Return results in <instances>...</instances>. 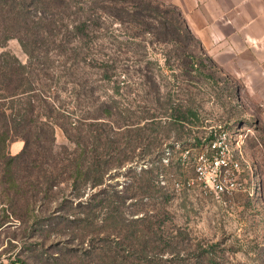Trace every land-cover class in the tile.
Segmentation results:
<instances>
[{
    "label": "rangeland",
    "instance_id": "1",
    "mask_svg": "<svg viewBox=\"0 0 264 264\" xmlns=\"http://www.w3.org/2000/svg\"><path fill=\"white\" fill-rule=\"evenodd\" d=\"M36 1L0 12V54L26 66L0 78V264H108L127 233L161 264H264V17L224 0L237 35L214 67L164 32L173 0ZM90 162L103 183L77 196ZM231 181L245 189L215 191Z\"/></svg>",
    "mask_w": 264,
    "mask_h": 264
},
{
    "label": "trees",
    "instance_id": "2",
    "mask_svg": "<svg viewBox=\"0 0 264 264\" xmlns=\"http://www.w3.org/2000/svg\"><path fill=\"white\" fill-rule=\"evenodd\" d=\"M9 1H11L10 4V11L14 13V11H16V15L20 18L26 19V14L25 12L28 11V8L26 9V7L19 5L16 2V0H0V12L4 11L5 9V5H7V3H9ZM34 2V1H33ZM44 2H35L36 6L42 5ZM147 6L150 7L151 10H154L153 6H155V4L153 3L152 0H147ZM157 7L159 8L160 5L156 6L155 8L157 9ZM155 9V10H156ZM173 13L168 16V12L165 13V17H162V20H159V23L161 24V27L163 28L164 32H166V35L171 33L172 38H174L175 36H177V39H172L175 40L177 44H181L182 47L187 51L189 49L190 46H192V43H196L200 46L201 50H203L201 43L194 37V35L191 33V31L189 30L186 21L182 18L181 12L178 11L176 8H173ZM14 14V15H15ZM62 15V14H60ZM156 20H158L156 18ZM35 29V31H34ZM77 31L83 32L84 31V26H78L77 27ZM8 32V29H5L4 25L0 26V34L2 35H6ZM33 33H35L33 35ZM46 33H44V31H42V29L40 27L35 26L32 29V37L34 38L31 41V45L38 43V40H44V39H39L41 36H45ZM7 39V36H6ZM44 43H46V41H43ZM184 44V45H183ZM204 51V50H203ZM192 53V52H191ZM193 54V53H192ZM6 53H1L0 54V78L2 76H4L6 74V71H9V75H13L16 74V71L19 69H25L26 66L22 65L16 58H13V61L11 63L6 62L3 57H6ZM206 59L212 64V66H216V62L210 58L207 53L204 54ZM193 60V59H192ZM186 65H190L189 63H186ZM191 66V65H190ZM189 67V66H188ZM202 75V74H201ZM31 84V83H30ZM171 109H173V113H172V122L174 123H181L184 120H187V116L186 114L181 110L180 107H172L170 106ZM0 142H2V137H0ZM112 149V143L109 146ZM20 158V157H17ZM16 158H12V161L15 160ZM10 164V163H9ZM80 167H83V165L81 163L78 164V170L76 171V181L74 182V188L75 191L78 190V192H76L75 194L77 196L81 195V190H79V182L80 180H83L84 182H88L89 181V185L91 187H97L99 185H101L103 183V173L101 172V169L99 167V164L97 163H92L90 162L88 164L87 170L88 172L83 173L80 169ZM83 173V174H82ZM100 173V174H99ZM99 175L97 178H95L96 176L93 175ZM78 179V180H77ZM91 213V212H90ZM110 218H114L115 220H117V216L115 215L114 210L110 211L109 214ZM110 218H106V220H109ZM118 226V225H117ZM116 226V227H117ZM134 235L133 234H126L125 237L123 239H121V244H119L121 247L117 250H103L102 253L100 254V259L102 262H106L107 259H109V262L107 261L108 264H132L131 258H134L138 261H140L141 264H161L162 259L156 261V259L153 256H150L149 254H147L148 252L146 251V243L147 241H145L144 243L142 242V238L140 239V242L142 245L139 249L137 248V243L133 241V239H131L130 236ZM139 238V237H137ZM119 242V241H118ZM129 242V243H128ZM126 243V244H125ZM110 252L114 255L110 256ZM89 254H91V251H86L84 252L85 256H89ZM160 262V263H159Z\"/></svg>",
    "mask_w": 264,
    "mask_h": 264
},
{
    "label": "crops",
    "instance_id": "3",
    "mask_svg": "<svg viewBox=\"0 0 264 264\" xmlns=\"http://www.w3.org/2000/svg\"><path fill=\"white\" fill-rule=\"evenodd\" d=\"M261 1L263 0H248L245 2L246 4L244 3V6H247V11L251 8L256 14V17H253L250 23H253L256 19L260 22L264 17V3ZM172 2L180 9L187 26L194 37L201 43L202 48H205L210 54L208 55L211 58L213 57V60L216 59L218 61L219 47H223L225 43H230L234 40V36L237 35L235 26L232 34H230V31L227 32L226 28L229 27L226 23L227 20H224L223 16L224 0H173ZM232 3L228 6L229 10H236L238 0H234Z\"/></svg>",
    "mask_w": 264,
    "mask_h": 264
},
{
    "label": "built area",
    "instance_id": "4",
    "mask_svg": "<svg viewBox=\"0 0 264 264\" xmlns=\"http://www.w3.org/2000/svg\"><path fill=\"white\" fill-rule=\"evenodd\" d=\"M212 147L214 149H216L217 147L220 148L221 146H218V143L217 142H214L212 144ZM214 152H215V150L212 151V153H214ZM199 160H200V162H198V164H197V172H198V174L204 175L205 174V171H204V169L202 167L201 161H206V159H205L204 156H201V157H199ZM209 161L212 162V166H215L218 169L219 172H217V175L218 174H221V178H222L223 177V174L222 173H225V171H226V168H225L227 166L226 161L223 160L218 155L217 156L213 155L212 158ZM240 167H241V163L240 162H235L234 163L235 170L239 171L240 170ZM259 183L260 182H258V185H257V187H258L256 189L257 191H260L261 190V187H259V186H261V184H259ZM213 186H214V189H215V191L217 193L223 192V193H227L229 195H231V194H233V193H235L237 191H240V190H244L245 189V188H243L242 184H238V183H236L234 181L229 182L227 186H221L219 184H216V185L213 184Z\"/></svg>",
    "mask_w": 264,
    "mask_h": 264
}]
</instances>
